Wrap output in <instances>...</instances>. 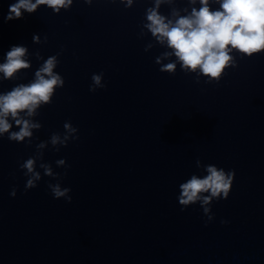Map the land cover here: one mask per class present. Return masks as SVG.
Returning a JSON list of instances; mask_svg holds the SVG:
<instances>
[{"label":"water","instance_id":"95a60500","mask_svg":"<svg viewBox=\"0 0 264 264\" xmlns=\"http://www.w3.org/2000/svg\"><path fill=\"white\" fill-rule=\"evenodd\" d=\"M14 2L0 0V64L23 46L30 66L9 79L0 72V95L34 82L56 53L53 71L64 86L36 115L20 114L42 125L30 145L28 137L8 140L19 131L11 117L0 137V264H264V50L233 49L236 66L206 83L199 69L182 70L165 56L172 50L144 27L155 0H133L130 8L73 0L59 14L40 5L4 22ZM193 7L199 0H168L156 11L174 22ZM209 9L219 4L209 0ZM168 63H176L174 73L160 71ZM101 72L105 87L90 92L91 76ZM65 122L78 139L53 146L51 134L63 136ZM31 156L41 179L25 191L19 165ZM209 164L234 171L228 198L181 211L179 185L203 178ZM57 182L70 189V203L53 198L48 184ZM204 207L213 216L207 224Z\"/></svg>","mask_w":264,"mask_h":264},{"label":"clouds","instance_id":"9594fccd","mask_svg":"<svg viewBox=\"0 0 264 264\" xmlns=\"http://www.w3.org/2000/svg\"><path fill=\"white\" fill-rule=\"evenodd\" d=\"M115 2V0H111ZM168 0H155V8L149 7L146 10L147 23L144 27L156 38L158 42L164 44L172 50L171 53H164L165 56L174 55L180 63L181 69L185 71H196L208 77L206 83L215 81L219 83L222 74L229 66L235 67L233 57L229 55L233 49L247 56L264 50V0H215L219 4V10L210 11L209 0H199V10L192 8L191 13L179 16L174 22L167 20L163 15L158 14L156 9L161 3ZM195 4L196 0H189ZM84 4L91 5L93 0H83ZM126 8L132 6L133 0H121ZM73 4V0H16L8 8V14L4 17V22L15 19H22L23 13L32 14L37 11L38 6L46 5L52 9L54 14H59L61 9L67 11ZM23 10V11H22ZM174 15H178L174 13ZM34 42L39 41L38 36L33 37ZM44 42H47L45 37ZM63 50V49H62ZM146 50V49H145ZM27 49L23 46H14L6 54V62L0 64V72L5 79L12 78L20 69H27L30 65L23 59ZM61 53L49 56L43 66L35 72V80L27 85L19 84L11 91L0 95V137L4 133H9L12 124L8 122L11 117L19 131L10 132L9 141L25 142V138H30L27 143L31 144L33 135L32 129L39 130L42 125L23 119L21 113L27 116L36 115L37 108L41 104H51L52 97L57 88L64 86V79L53 71L59 61L57 57ZM38 58L39 52L36 53ZM159 62V61H157ZM176 63H168L160 68L161 72L174 73ZM103 73L91 76L92 84L89 86L90 92H95L98 88H104L102 83ZM63 128L66 130L63 136L60 133H52L50 143L53 146H67L68 141L78 139L77 129L69 122H65ZM44 142L37 145L43 148ZM59 151V147L54 148ZM42 155V154H41ZM37 157L31 156L19 165L23 174L27 177L25 191L37 187V181L41 179L40 173L35 171ZM57 165H66L64 159L56 161ZM197 168L202 165L196 161ZM45 170V174L52 179L59 181L61 174H53L49 164H40ZM206 175L198 178L193 174L190 179L179 185L178 203L181 211L191 204L200 202L201 205H210L214 200L227 199L231 191L234 179V171H225L215 165L203 166ZM26 170V171H24ZM65 172L63 175H66ZM48 188L55 199L64 198L66 202H71L69 188H61L59 182L48 184ZM11 196L16 195L15 188L10 192ZM208 221L213 219L208 215L210 207L203 208ZM222 224L227 223L221 221Z\"/></svg>","mask_w":264,"mask_h":264}]
</instances>
